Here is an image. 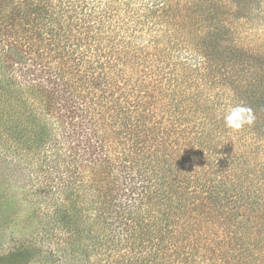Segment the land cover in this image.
<instances>
[{"label":"trees","instance_id":"obj_1","mask_svg":"<svg viewBox=\"0 0 264 264\" xmlns=\"http://www.w3.org/2000/svg\"><path fill=\"white\" fill-rule=\"evenodd\" d=\"M5 113L50 261L264 264V0H0Z\"/></svg>","mask_w":264,"mask_h":264},{"label":"rangeland","instance_id":"obj_2","mask_svg":"<svg viewBox=\"0 0 264 264\" xmlns=\"http://www.w3.org/2000/svg\"><path fill=\"white\" fill-rule=\"evenodd\" d=\"M9 124L6 113L0 114V264H58L57 257L50 261L49 198L41 192L48 181L39 170L47 147L30 160L4 136ZM64 264H119V253L69 255Z\"/></svg>","mask_w":264,"mask_h":264},{"label":"clouds","instance_id":"obj_3","mask_svg":"<svg viewBox=\"0 0 264 264\" xmlns=\"http://www.w3.org/2000/svg\"><path fill=\"white\" fill-rule=\"evenodd\" d=\"M253 120L251 110L243 106L231 108L224 116L226 127L233 130H240L245 124L251 125Z\"/></svg>","mask_w":264,"mask_h":264}]
</instances>
